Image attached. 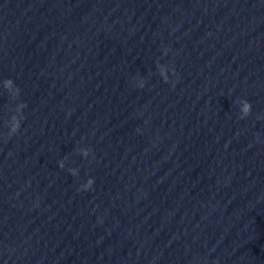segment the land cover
Returning <instances> with one entry per match:
<instances>
[{
	"label": "water",
	"instance_id": "water-1",
	"mask_svg": "<svg viewBox=\"0 0 264 264\" xmlns=\"http://www.w3.org/2000/svg\"><path fill=\"white\" fill-rule=\"evenodd\" d=\"M5 79L0 264H264V0H0Z\"/></svg>",
	"mask_w": 264,
	"mask_h": 264
},
{
	"label": "clouds",
	"instance_id": "clouds-1",
	"mask_svg": "<svg viewBox=\"0 0 264 264\" xmlns=\"http://www.w3.org/2000/svg\"><path fill=\"white\" fill-rule=\"evenodd\" d=\"M170 49L165 48L164 54H167V52ZM156 70L159 74V76L162 78L163 82L168 83L169 82V76L170 74L175 75V69L171 68L169 69L166 65L161 64L157 62L156 64ZM2 87L6 92L9 94L10 101H16L19 99L20 96V89L14 84V82L11 79H5L2 82ZM145 79L143 77L139 78L138 82L136 83V87L143 89L145 87ZM173 85L175 84V81H172ZM239 103V119L243 120L247 118L252 111V105L251 103L246 99H240L238 101ZM26 104L21 102L17 103L14 107V109H10V111L14 112L11 117L5 121V126L8 128V132L6 135L7 138H11L12 136L16 135L21 127V121L24 119V116L22 114V110L26 108ZM79 154L82 158L87 159L90 156H93V151L90 147H81L78 149ZM94 158V156H93ZM65 159H61L57 161L58 167L60 169H64L65 167ZM68 172L73 176L77 177L79 174V170L77 168H68ZM94 185V179L88 178L86 182L79 185L78 191H90L93 190Z\"/></svg>",
	"mask_w": 264,
	"mask_h": 264
}]
</instances>
